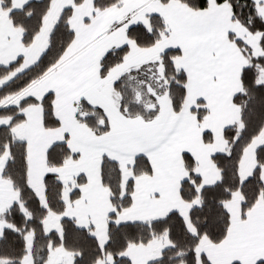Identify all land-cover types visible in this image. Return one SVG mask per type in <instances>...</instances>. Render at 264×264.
Masks as SVG:
<instances>
[{"label":"snow or ice","instance_id":"snow-or-ice-1","mask_svg":"<svg viewBox=\"0 0 264 264\" xmlns=\"http://www.w3.org/2000/svg\"><path fill=\"white\" fill-rule=\"evenodd\" d=\"M155 3L157 7L151 8L147 15L159 18L162 27L159 30L151 28L146 30L141 20L132 19L137 9L145 7L143 0L135 3L134 6H130L131 0L127 2L115 0L114 6L117 9L127 8V10L121 19L111 21L104 29L103 34L111 39L101 48L88 49L82 44L84 37L72 27L71 18L65 21L69 39L63 41L59 48L55 47L59 17L56 19L55 27L51 29L46 26L47 17H42L39 27L28 33L33 44L39 41L43 42V46L39 47L35 53V59L19 66L16 72L0 83V90H2L19 80L13 91L21 92L24 87L36 86L32 87L31 91L19 95L14 101L8 99L11 93L0 96V111L14 110V115L7 121H0V129L8 135V142L0 145V185L6 186L11 193L7 203L0 205V213L5 210L11 211L14 205H20L23 215V209L26 208V205L21 203L20 190L15 187L11 176H6L9 164L14 162H18L22 171L25 191L32 193L31 203L39 204L45 212L50 210L47 203V186L45 185L42 191H38L30 182L40 144H34L29 128L38 127L40 131L46 132L49 131L47 126H55L62 142L70 140L72 133L63 128V113L58 111L59 101H64L69 111L73 113L77 103L87 101L88 106L100 111L103 117L96 131L91 128L86 129L90 138L89 143L81 147L69 144L70 160L73 155L79 154L76 160L72 161L73 163L86 165L87 152L91 148L99 154L98 167L102 168L106 161L119 164L120 158L128 154L120 151V148L127 147L133 150L132 155L137 160L148 165L152 162V154L160 149L174 131L168 129L165 132L162 128L161 122L167 118V110L171 109L174 113L179 111L175 107L178 101L171 96L174 84L168 80L169 70L176 72L179 79L184 81L180 88L182 93L186 92L189 80L193 78L202 80L207 88L201 89L204 95L200 98L210 100L209 90L222 83L223 75L227 71L225 58L230 50H234L232 55L239 54V57L243 59L239 78L243 83L251 85L254 92L249 94L245 89L239 93L247 96V99L238 106L239 128L234 134L232 129L221 125L223 135L231 137V141L225 140L222 148L208 153V158L214 165L217 160L222 163L233 158L237 145L246 135L248 143L240 148L241 157L249 148L254 149L257 142L264 144V78L254 80L252 71L255 68L258 70V76L264 77V0H251L247 24L239 20L232 0H177L176 3L174 0H155ZM53 4L54 0H51L50 10ZM76 4L77 0H70L62 11L69 7L75 8ZM181 5H183L182 8ZM23 7H28V4L25 3ZM173 8L179 11L169 17L167 12ZM210 8L227 9V26H224L222 19H218L210 12ZM11 11L12 9H9V13L0 12V17L7 16ZM88 18L91 21V12ZM113 25L119 27H113ZM236 26L242 28L243 32H238ZM121 30L124 33L123 39L118 38ZM45 33H47L46 42H44ZM8 35L0 30V45L8 39ZM2 51L3 48L0 47V52ZM22 57L27 59L28 53L19 51L7 63L0 61V68L8 70ZM33 69L38 70L34 75L28 76L27 74ZM21 77L24 79H20ZM153 81L156 82L155 87ZM99 89L108 91L107 99L111 102L110 104L105 103L103 99L95 102L96 98L92 96V93ZM257 93L259 99H257ZM145 95H148L151 100L147 106L144 104ZM165 98H167V105L164 103ZM6 99L8 102H5ZM249 101L252 102L251 106ZM133 106L139 110L135 116L130 114ZM206 107L208 114H211L212 106L209 104ZM29 109H38V121ZM245 110L247 117L250 118V132L248 125L244 123ZM140 111L152 113L151 118L145 119ZM73 119L76 117L73 116ZM202 134L204 137H211L210 143L215 142V135L211 129L202 130ZM17 145L20 146L19 158L15 152ZM57 146L54 142L47 150L41 183L51 181L53 176L60 175L59 168L47 167L46 163L47 159L55 158ZM60 146L62 147L63 144L61 143ZM225 148L227 151L224 150ZM183 156L189 164L195 159L189 156L187 151L183 152ZM57 163H59L58 160ZM123 168H128L126 162ZM260 169H264V165L259 163L254 165L253 170L242 181V185H251L249 191L252 196L249 199L257 204L258 211L264 212V172L256 175ZM76 174H82L87 180L93 179L86 166L79 167ZM134 183V173L124 179L125 198L130 203L127 208L113 207L104 211L105 229L113 222L117 227H131L132 222L141 219L142 206L137 201L135 188L132 192L128 191L129 184L134 185ZM182 183L186 184L187 181L184 180ZM77 189L83 192V186L76 185L69 189V195ZM153 192L155 194L152 199L159 200L160 190L153 189ZM177 195L179 196L180 193L178 192ZM197 211L202 220L199 222L198 229L190 234L198 235L199 230L208 229L215 230L216 235H227L232 224L231 213L222 202H217L214 194L210 193L209 198L201 202L198 210L193 209L192 214ZM122 214L126 217L123 221L116 219ZM183 215L179 208L170 207L161 215H152L142 222L151 228L155 224H167L175 217V224L186 232ZM249 215L254 214L241 210V218L247 219ZM24 219L27 223L31 216H25ZM221 223L226 224L227 227H221ZM40 224L41 234L49 236L51 229L45 224L43 218ZM93 225L95 226V222ZM166 231L171 232V229ZM12 234L18 235L23 242L24 250L22 256L18 258V264H35L31 255V248L36 239L35 230H31V239H29L28 233L21 232L15 225L9 224L6 228H0V245L8 242ZM53 251L55 248L49 241L48 255L44 258L43 264H53L51 258ZM259 264H264V261H260Z\"/></svg>","mask_w":264,"mask_h":264},{"label":"crops","instance_id":"crops-1","mask_svg":"<svg viewBox=\"0 0 264 264\" xmlns=\"http://www.w3.org/2000/svg\"><path fill=\"white\" fill-rule=\"evenodd\" d=\"M34 0H12V9L19 10L25 3H29ZM127 2V0H126ZM140 0H131V5ZM145 7L137 9L132 16V19H139L143 25L148 24L147 15L151 8H156L155 0H143ZM177 1L174 0V3ZM70 0H54V4L51 10H48L46 26L51 29L56 23L57 17L62 12L65 5H68ZM183 5H181V8ZM127 8L117 9L115 6L107 8L105 10L95 11L93 7V0H83L80 5L75 6L72 9L70 18L72 27L76 28L78 33H81L84 39L81 41L88 49L101 48L106 45V42L111 37L105 36L104 29L108 27L109 23L116 19H121ZM176 8L170 9L167 15L171 17L178 12ZM0 12L8 13V11L0 10ZM92 13V19L89 21L88 14ZM210 12L214 14L218 19H222L224 26H227V9H212ZM113 27H119L113 25ZM238 32H243V29L236 26ZM0 30L8 33V39L3 42L0 47L3 51L0 52V61L7 63L12 57L19 51H26L28 53L27 59L21 58L20 66L24 63H29L35 59V53L39 47L43 46V42H36L28 47L22 44L21 37L22 31L15 29L8 18L0 17ZM119 39L124 38V33L118 34ZM47 40V33L44 34V42ZM230 50L225 58V66L227 71L224 73L222 83L209 90L210 100H205L203 97L204 92L202 88H207V85L200 79L193 78L188 81V88L185 94V100L182 108L179 112H173V115L168 116L161 122L162 128L166 132L168 129H173L171 135L160 149L152 154V162L149 164V173L135 174V183L131 184L132 190L135 188V194L138 203L142 206L141 219L135 220V222H142L152 215H161L164 210L168 208H179L183 215V221L190 233L194 232L188 226L189 211L192 207L200 205V199H195L192 203L186 204L180 193L182 181L188 179V173L184 166L183 152L187 151L190 156L195 157V169L194 172L199 173L201 179V185L198 188L211 186L219 181L220 175L213 163L208 158V153L222 148L224 145L223 129L221 125L226 127L238 122L239 109L233 104V97L240 92V72L243 59L239 57V54L232 55ZM8 79V78H7ZM6 80V79H4ZM1 83V82H0ZM3 83V82H2ZM32 87H36L33 85ZM32 87L26 88L23 92L26 93L32 90ZM235 94V95H234ZM92 96L96 98L95 102H99L103 99L108 101V91L105 89H99L94 91ZM231 97V99H230ZM199 98V99H198ZM87 102V101H86ZM212 106L211 114H208L206 105ZM203 108L205 110V116L200 123L194 113L195 109ZM30 112L35 114V119L38 121L39 112L38 109H29ZM58 111L66 112L65 114L75 116V112H70L68 106L64 101L58 102ZM76 111V107H75ZM73 119V117H72ZM8 119L0 118V121H7ZM69 129L63 123V128L72 133L70 140L61 141L59 131L55 129H49V131L42 132L36 128H29V134L33 136V141L40 144L38 155L35 158L33 170L30 177V182L37 190H43V183H41V176L45 171V160L47 158V150L51 147L52 143H64L69 149V144L74 147H81L90 142V138L87 135L86 127L83 123L78 122L76 119L71 120ZM211 129L215 135V142L206 144L202 138V130ZM257 142L254 149L249 148L244 152L239 162L238 175L242 182L253 170V166L256 165L255 152L263 146ZM227 151V149H224ZM120 151L127 152L125 157L120 158L118 164L121 170V188L124 191V179L133 175L132 166L135 162V157L132 155V149L127 147H121ZM66 159L61 166L47 167L59 168L60 175L57 178L63 185L62 199L64 201L65 209L62 215L66 218L72 219L75 224L82 229L89 230L93 235L100 247H103L107 241V229H105V217L104 211L108 208H112L108 191L103 187L99 177V154L95 149H88L87 163L81 165L73 163L76 160V156ZM128 164V168H123L124 163ZM86 166L90 175L93 177L91 180H87L82 174L77 175L79 167ZM155 166V171H153ZM264 169H261V173ZM82 177L83 192L78 189V195L75 199H70L69 189L78 185L77 179ZM153 189L160 190V199L153 200L152 197L155 194ZM73 192V191H72ZM71 192V193H72ZM11 193L4 185H0V205H5L10 197ZM240 200L241 195L239 192H235L232 195V199L224 204L227 205L233 199ZM228 209V208H227ZM229 210V209H228ZM230 212V211H229ZM249 217L245 220L240 219V207L236 208L235 214L231 215L232 224L228 229L225 238L218 244H212L205 237L200 239L198 246L196 247V259L197 264H201V256H204L210 264H256L257 262L264 261V212L258 211V206L255 204L249 211ZM126 217L122 214L116 219L123 221ZM46 219V218H45ZM95 222V226L93 225ZM132 222V223H135ZM190 222V221H189ZM191 224V223H190ZM170 246V243L166 236L154 238L145 245H130L124 252V256L129 258L131 264H148V262L158 259L163 250ZM112 261L110 257H105L97 264H108Z\"/></svg>","mask_w":264,"mask_h":264},{"label":"trees","instance_id":"trees-1","mask_svg":"<svg viewBox=\"0 0 264 264\" xmlns=\"http://www.w3.org/2000/svg\"><path fill=\"white\" fill-rule=\"evenodd\" d=\"M83 0H77V5H80ZM177 1V0H176ZM51 0H34L28 4V7H22L19 10L12 9V0H0V10L8 11L12 9L11 13L8 14L9 21L15 29H20L22 31L21 41L25 47L32 44L31 36L28 33L32 32L34 28L39 27V21L42 17H45L49 10ZM234 7L237 10V16L242 23H248L249 15V4L251 0H232ZM115 0H93V7L95 11L105 10L107 8L113 7ZM71 7L67 10H63L58 16L60 19L59 30L56 32L55 47L59 48L61 43L69 37L67 36V29L65 27V21L70 18ZM29 13L31 14L29 16ZM27 17V18H26ZM23 21V23H21ZM56 25V23H55ZM55 25L53 27H55ZM146 30L151 28L153 30H159L162 27L161 20L159 18H148V24L143 25ZM20 66L19 62H14L13 66L8 70L0 68V81L7 79L14 72L18 70ZM38 69H33L32 72L28 73V76L34 75ZM242 71V69H241ZM254 80L261 78L258 76V70L253 68ZM241 73V72H240ZM20 79H24L21 77ZM168 80L172 81L174 86L171 89V96L174 100L178 101L175 105L180 111L185 100L186 92L182 93L180 91L181 85L184 81L180 80L177 73L169 70ZM16 83L8 85L7 87L0 90V96H4L6 93H11L8 98H14L21 91H13ZM155 81H153V86L155 87ZM241 90L233 97V104L238 108L242 101L247 99V96L240 95L245 89L249 94L254 92V88L246 83H243L240 79ZM28 87H24L22 92ZM259 94L257 93V99H259ZM6 99L5 102H8ZM151 103L148 95L144 96V104L147 106ZM251 101L249 104L251 106ZM75 117L80 123H83L86 127L91 128V130L96 131L97 125L101 121L102 113L96 111L94 108L88 106L87 102L77 103L75 105ZM239 109V108H238ZM85 111V113L82 112ZM139 110L133 106L131 108L130 114L135 116ZM178 111V112H179ZM177 113V112H176ZM196 118L201 123L204 116L205 110L203 108H198L194 110ZM140 114L145 119H150L152 113L147 111H140ZM14 115V110L0 111V118L9 119ZM246 119L244 123L248 125L249 132L251 131L250 118L247 117V111L245 110ZM48 129H55V126H47ZM228 128L233 130L235 134L236 130L239 128V121L233 125L228 126ZM99 134V133H98ZM203 141L206 144H210L211 137H204L202 134ZM223 139L231 141V137L223 135ZM8 142V135L0 129V145ZM248 143L247 135L242 138L237 145L236 153L233 158L225 160L222 163L217 160L215 162V168L218 170L220 179L218 182L211 186L201 187L200 177L194 172L195 163L189 164L183 156L184 166L188 173L187 183H182L180 188V195L182 200L186 204L192 203L195 199H200V204L202 201L209 198L210 193L216 196L217 202L224 205L226 202L232 199V195L235 192H239L242 198L240 205L241 210L248 212L255 205L249 198L252 193L249 191L251 185H242L239 179L238 170L239 163L241 159L240 148L244 147ZM61 144V143H60ZM57 144L55 149L54 159H47L48 166L58 167L63 164V162L69 158V151L66 142ZM17 157L19 158L20 146L17 145L15 148ZM55 154H59L56 156ZM190 156V155H189ZM72 157H75L73 155ZM106 159V158H105ZM57 160L59 163H57ZM256 164L264 165V145L259 147L255 152ZM134 174L138 175L141 173H149V164L146 165L144 162L135 159L132 166ZM261 174V169L257 171L256 175ZM6 176H11L12 181L15 183V187L20 190L21 203L26 205L23 209V215L21 214L20 205H14L11 211H6L0 215V220L5 222L7 225H15L17 229L21 232L31 233L34 229L36 233L35 243L31 248L32 258L35 260V264H43L44 258L48 255V245L51 241L54 248L62 247L68 253L73 255V264H97L99 261L103 260L105 257H110L112 261L108 264H131L129 258L124 256V252L130 245H145L148 241L166 236L170 246L165 248L161 256L148 264H197L196 259V247L198 246L200 239L205 237L212 244L220 243L226 235H216L215 230L209 231L208 229L199 230L198 235L190 234V232L182 231L179 226L175 224V217L168 221L167 224H155L151 228L146 223L135 222L131 223V227L123 226L117 227L113 222L109 227H107V241L103 247H100L97 239L90 234L89 230L79 228L72 219L62 218L60 220V231H52L49 236H44L41 234V218L45 219L48 213H54L56 215H62L64 213L65 205L62 199L63 185L57 176H53L51 181H44L43 188L46 185L48 189V199L47 203L49 205V211L45 212L39 206L33 205L32 193L30 191H25L24 177L18 162L9 164L6 171ZM99 177L103 187L108 191L109 200L112 208L120 209L121 206L127 208L130 201L125 198V193L121 188V170L117 163L111 161H106L103 163L102 168H99ZM82 177L77 179V184L81 185L83 183ZM132 186L129 184L128 191L131 192ZM78 195V189L73 191L70 195V199H75ZM200 205L197 207H192L189 211L190 223L194 229H198L199 222L202 217L197 211L193 213V209H199ZM31 216V219L25 223V216ZM226 219V218H225ZM240 219L245 220L241 218ZM184 222V221H183ZM185 223V222H184ZM186 226V225H185ZM221 227H227L226 224L221 223ZM187 228V227H186ZM171 229V232L166 231ZM174 245V246H173ZM23 242L20 240L19 236L12 234L9 236L8 242L0 245V262L1 264H18V258L22 256L23 253ZM201 264H210L204 256H201ZM239 264V263H233ZM256 264H259L257 262Z\"/></svg>","mask_w":264,"mask_h":264},{"label":"rangeland","instance_id":"rangeland-1","mask_svg":"<svg viewBox=\"0 0 264 264\" xmlns=\"http://www.w3.org/2000/svg\"><path fill=\"white\" fill-rule=\"evenodd\" d=\"M261 78H264V77H261ZM3 81L4 80L0 82L2 83ZM19 95L20 94H18L14 98H11V101H14ZM105 103L110 104L111 102L108 100ZM164 103L165 105H167V98H165ZM82 112L85 113V111L83 110ZM62 113H63L64 125L66 126L67 129H69L70 127L69 125H70V122H72L71 120H73L72 119L73 116H71L70 114L69 115L65 114L66 112H62ZM170 115L172 116L173 112L171 109H168L167 117ZM41 202H43V197H41ZM238 207H240V200L236 201L235 198L227 205V208L229 209L231 215L235 214L236 208L238 209ZM6 211L7 210H5L4 212ZM3 213H0V215ZM64 217L65 215H56L51 212L47 214V216L45 217L46 219H44V221H45V224L51 229L50 232L60 231V220ZM187 222H188L189 228L193 230V227L190 224L189 220ZM6 227H7V224L3 222L2 220H0V228H6ZM28 235H29V239H31V233H28ZM51 258H52L53 264H73V255L65 251L62 247L55 248V251H53L51 254Z\"/></svg>","mask_w":264,"mask_h":264}]
</instances>
